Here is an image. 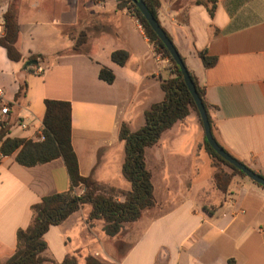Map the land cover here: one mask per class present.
<instances>
[{
  "label": "crops",
  "instance_id": "crops-1",
  "mask_svg": "<svg viewBox=\"0 0 264 264\" xmlns=\"http://www.w3.org/2000/svg\"><path fill=\"white\" fill-rule=\"evenodd\" d=\"M122 1L0 0V37L3 15L13 5L18 9V49L23 56V62H13L0 46V107H9L3 117L10 125L9 137L39 140L45 101L71 103L72 146L81 176L129 190L122 175L120 125L126 123L132 132L142 128L145 111L164 100L162 81L175 74L132 10L120 6ZM159 1L162 28L204 88L215 139L264 176V0H218L213 17L197 0ZM34 9H51L53 16L20 21ZM81 31L88 40L76 51ZM117 50L129 53L124 66L111 59ZM200 53L216 63L206 68ZM32 56L38 57V64L28 66ZM103 67L113 71V83L99 78ZM24 82L27 93L17 103ZM183 127L191 132L184 133ZM204 141L194 113L176 123L145 154L156 206L111 238L103 232V221L88 222L91 207L85 205L50 227L44 256L61 262L77 254L78 264H85L88 255L105 264H264V189L249 178L236 177L227 194L219 191ZM172 154L176 157L169 162ZM205 165L206 174L199 178ZM158 188L168 194L163 201L157 197ZM69 190L62 159L24 167L15 155H0V264L15 253L17 233L30 225L32 207L46 196Z\"/></svg>",
  "mask_w": 264,
  "mask_h": 264
},
{
  "label": "trees",
  "instance_id": "trees-1",
  "mask_svg": "<svg viewBox=\"0 0 264 264\" xmlns=\"http://www.w3.org/2000/svg\"><path fill=\"white\" fill-rule=\"evenodd\" d=\"M144 2L159 22L160 1L144 0ZM196 3L205 5L210 16H214L218 0H197ZM120 6L132 10L155 51L162 57L168 58L175 74L174 77L162 81L161 87L165 94L164 100L152 104L145 111L142 128L132 132L126 123L120 125L119 140L124 143L125 152L122 175L130 184V188L129 190H123L101 183L93 176H81L78 159L72 146L71 103L56 100L45 101L43 139L41 141L9 137L10 125L8 121H2L0 123V155L2 157L15 155L16 162L24 167H34L56 159H62L70 179V190L68 192L46 196L40 203L32 207V221L26 229L18 231L17 249L6 264H44L46 262L78 264L77 254L68 255L61 262H54L44 256L48 248L45 235L50 227L60 225L85 205L91 207L88 216V222L91 225H94L97 221H103L105 235L113 238L121 234L125 224L138 221L145 210L151 209L157 204L152 173L146 164V150L155 146L164 132L170 130L176 123L183 121L191 113L198 117L202 125L200 114L182 78L180 69L164 44L131 0H123ZM3 21L4 35L0 37V46L6 49L8 58L11 61L23 62V56L18 49L19 23L13 6H10L5 12ZM168 37L170 38L169 35ZM87 40L88 34L81 31L75 38L74 49L79 51ZM199 55L206 68L216 63V59L207 57L206 53H200ZM111 59L119 66H124L129 59V53L125 50H117L112 53ZM182 59L185 63L183 57ZM38 61L37 56H32L26 61V64L30 66L38 64ZM189 74L205 106L211 127H213L204 88L191 71H189ZM99 78L111 84L115 80V75L111 69L103 67L100 70ZM27 89V82L20 85L15 102L18 103L26 96ZM204 148L215 168L213 177L215 186L223 194L229 192L236 177L247 178L243 172L222 159L212 149L206 138ZM260 176L264 177L263 175ZM254 184L264 189V187ZM77 188H82V193L79 195L76 193ZM85 264L105 263L93 255H88L85 258ZM231 264L233 263L231 262Z\"/></svg>",
  "mask_w": 264,
  "mask_h": 264
},
{
  "label": "water",
  "instance_id": "water-1",
  "mask_svg": "<svg viewBox=\"0 0 264 264\" xmlns=\"http://www.w3.org/2000/svg\"><path fill=\"white\" fill-rule=\"evenodd\" d=\"M132 3L139 9L142 13L146 21L151 26L152 30L156 33L158 38L164 44L168 52L170 53L171 57L173 58L174 62L180 69L182 78L191 93L193 100L196 104L197 110L200 114V118L203 125V130L205 134V138L212 149L225 161L229 164L233 165L235 168L243 172L247 178L252 180L254 183L264 187V177L258 175L245 164L241 163L237 159H235L232 155H230L215 139L212 131L211 124L209 122L208 114L205 109V106L200 98L196 86L189 74V70L184 63L180 53L178 52L177 48L175 47L173 41L168 37L166 31L162 28L161 24L156 20V18L151 14L149 9L147 8L144 0H131Z\"/></svg>",
  "mask_w": 264,
  "mask_h": 264
},
{
  "label": "rangeland",
  "instance_id": "rangeland-1",
  "mask_svg": "<svg viewBox=\"0 0 264 264\" xmlns=\"http://www.w3.org/2000/svg\"><path fill=\"white\" fill-rule=\"evenodd\" d=\"M11 6H13V5H11ZM14 7V6H13ZM15 8V7H14ZM42 8H44L45 9V6L43 5H40V10L42 9ZM16 10H18L17 8H15V11ZM16 14H17V12H16ZM23 14V13H22ZM53 16V14L51 13V9L49 10V11H42V12H38V10H36V9H34V12L33 13H31V12H26L25 13V15L22 17H20V21L22 20V21H24V20H28V19H31V20H48L50 17H52ZM182 131L184 132V133H188L189 134V132H191L190 130H187L185 127H183L182 128ZM189 131V132H188ZM196 150V149H195ZM175 157H176V155H169V157H168V161L169 162H172L174 159H175ZM207 166L205 165V167H202L201 168V173H200V175H199V178L200 177H202V176H205V174H206V168ZM246 181H249L247 178H244ZM157 192H156V194H157V197H158V199H159V201H163L165 198H167L168 197V194L166 195V194H164L163 195V193H162V191H160L159 190V188L156 190Z\"/></svg>",
  "mask_w": 264,
  "mask_h": 264
},
{
  "label": "built area",
  "instance_id": "built-area-1",
  "mask_svg": "<svg viewBox=\"0 0 264 264\" xmlns=\"http://www.w3.org/2000/svg\"><path fill=\"white\" fill-rule=\"evenodd\" d=\"M39 72H42V69H39ZM2 97H3V92L0 90V100ZM7 115H9V107L7 105H3L2 107H0V123L2 121H5V120H3V117L7 116ZM22 127L26 128V125L22 124ZM42 139L43 138H42V134H41V138L39 140H35V141H41Z\"/></svg>",
  "mask_w": 264,
  "mask_h": 264
}]
</instances>
